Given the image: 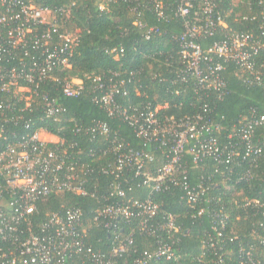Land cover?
Instances as JSON below:
<instances>
[{"label":"built area","instance_id":"2783aa9c","mask_svg":"<svg viewBox=\"0 0 264 264\" xmlns=\"http://www.w3.org/2000/svg\"><path fill=\"white\" fill-rule=\"evenodd\" d=\"M96 1L103 10L104 2L116 0ZM132 1L154 3L157 18L169 21L165 0ZM174 1L173 16L180 19L183 27L180 34L172 36L179 44L182 83L192 81L198 89L221 90L225 83L220 75L223 67L219 59L235 64L245 73V84L264 82V63L257 66L255 61L258 54H264V8L250 17L251 21L259 19L260 33L255 36L251 32L226 31L224 18L217 11V0ZM70 18L69 11L64 8L56 12L48 7L25 4L22 0H0V264H156L175 260L176 253L171 245L160 242L156 249L129 261L134 246L133 232L124 230L123 226L137 220L139 232L146 236H156L161 231L180 233L171 215L164 216L161 224L151 225L159 214V206L151 200L152 193L165 191L168 184H179L186 191L189 202L196 203L207 187L198 185L193 189L185 182L181 185L176 181L183 156L190 155L194 164L211 158L218 165L230 167H238L250 158L256 159L264 154V138H256L254 131L264 125V116L257 117L252 112L249 117H243L239 127H232L228 134V139L236 138V141L221 146L216 137L220 126L205 120L202 114L180 119L170 116L159 122L157 113L167 105L147 113L141 112L138 106L130 114L116 102L118 88L115 85L98 84L97 89L102 92L94 102L100 109L110 117L129 121L136 135L149 147L157 146L165 161L152 172L149 168L159 160L152 149L135 150L115 135L109 139L108 126L103 122L94 123L92 134L110 141L102 155L114 156L112 166L101 167L100 173L123 179L125 172L132 170L134 178L142 181L140 187L135 188L136 194L139 195L140 188L150 189L148 196L140 200L139 196H126L122 187V183L127 185L126 179L111 186L105 202L94 213V221L101 219L104 229L111 233V243L107 253H97L85 243L89 228L79 209L62 207L38 219L37 203L54 193L84 197L95 193L87 189L85 170L79 161L68 155L65 140L45 127L23 121L22 117L23 111L34 109L37 104L42 107L40 122L58 121L66 112L57 97L40 88L49 81L59 83L54 73L68 67L76 41L75 33L67 28ZM134 25L145 40L163 34L158 26H148L140 20ZM215 34H220V39L205 49L196 42L199 37ZM60 44H64L63 47L59 48ZM22 57H26V61ZM60 84L64 98H76L84 90L83 83L77 79L64 80ZM70 123L78 132L76 120L71 119ZM21 124L31 132L19 135L17 128ZM182 173L185 175L184 171ZM243 178L250 180L252 175L246 173ZM112 197L121 198V201L113 202ZM238 197L234 194L231 202L236 203ZM250 204L247 201L244 207ZM220 212L221 225H224L228 214Z\"/></svg>","mask_w":264,"mask_h":264},{"label":"trees","instance_id":"16d2710c","mask_svg":"<svg viewBox=\"0 0 264 264\" xmlns=\"http://www.w3.org/2000/svg\"><path fill=\"white\" fill-rule=\"evenodd\" d=\"M22 1L56 12L61 8L67 9L71 17L67 28L75 33L76 38L68 67L54 73L59 83L49 81L40 88L58 98L57 102L66 109L65 114L58 121L40 122L42 107L37 104L34 109L22 112L23 121L36 123V126L45 127L63 138L68 155L79 161L85 170L83 176L88 179L87 189L95 193L85 197L66 192L54 193L37 203L38 219L42 220L48 213L62 207L79 209L89 228L85 243L97 253H107L111 243V233L104 229L101 219L94 221V213L105 202L111 186L126 179L127 185L122 183L126 196H139L140 200L150 192L144 187L140 188L139 195L136 194L135 188L140 187L142 181L134 178L132 170L125 172L123 179L100 173L101 167L108 168L114 161L112 154L102 155L108 149L109 139L115 135L135 150L152 149L159 159L158 164L154 163L149 168L152 172L165 161L158 147L145 144L129 121L110 117L100 109L94 102L102 92L97 89L98 84L105 87L115 85L118 88L116 102L130 114L138 106L141 112L147 113L163 105L167 108L158 111L156 117L159 122L170 116L180 119L202 114L205 120L220 126L216 137L221 146H229L236 141V138L228 139V134L232 127H239L243 117H249L252 112L257 117L264 116V82L260 85L245 84L246 74L231 62L219 59L223 67L220 75L225 83L219 91L198 89L192 81L181 82L179 74L183 66L178 58L179 44L172 36L180 34L183 27L180 19L173 16L174 0L164 1L165 13L170 17L168 22L157 18L152 2L116 0L104 2L101 10L96 0ZM260 1L217 0V11L224 18L228 27L226 31L258 35L259 19L251 21L250 17L264 8V0ZM136 20L148 26H158L163 34L145 40L134 25ZM219 39L220 34H215L213 37H199L196 42L205 49ZM22 59L26 61V57ZM255 61L257 66L264 63V54H258ZM71 79L80 80L84 90L76 98H64L60 83ZM71 119L78 123V132L70 123ZM96 122L108 126V141L92 134L91 128ZM29 132L31 129H25L22 124L17 128L19 135ZM254 134L262 140L264 125L255 129ZM229 167L218 165L211 158L194 164L190 155H184L176 181L181 185L185 182L193 189L203 185L207 187L206 191L196 203L189 202L186 191L179 184L171 183L165 191L152 193L150 197L159 206V214L151 225H159L164 222V216L171 215L180 233L161 231L156 236H146L139 232L138 221H131L123 226L124 230L133 232L134 246L129 261L145 251L156 249L160 242H167L177 258L156 264H264V154L243 161L238 167ZM246 173L252 175L250 180L243 178ZM234 194L239 196L236 203L231 202ZM111 199L113 202L121 201L118 197ZM245 199L251 202L247 207H244ZM221 210L228 214L226 225H221Z\"/></svg>","mask_w":264,"mask_h":264}]
</instances>
